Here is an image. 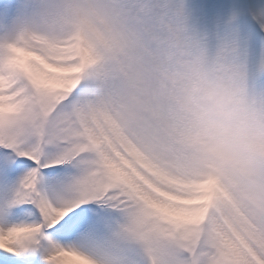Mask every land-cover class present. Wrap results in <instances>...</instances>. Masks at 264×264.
Listing matches in <instances>:
<instances>
[{
  "label": "snow or ice",
  "instance_id": "6c2138e0",
  "mask_svg": "<svg viewBox=\"0 0 264 264\" xmlns=\"http://www.w3.org/2000/svg\"><path fill=\"white\" fill-rule=\"evenodd\" d=\"M193 53L264 99V0H0V264H264V213L179 163Z\"/></svg>",
  "mask_w": 264,
  "mask_h": 264
},
{
  "label": "clouds",
  "instance_id": "9594fccd",
  "mask_svg": "<svg viewBox=\"0 0 264 264\" xmlns=\"http://www.w3.org/2000/svg\"><path fill=\"white\" fill-rule=\"evenodd\" d=\"M200 59L195 53L177 59L168 74L171 87L160 92L164 102L171 101L180 128L179 163L214 173L264 213V99L211 72H198Z\"/></svg>",
  "mask_w": 264,
  "mask_h": 264
},
{
  "label": "rangeland",
  "instance_id": "374dc122",
  "mask_svg": "<svg viewBox=\"0 0 264 264\" xmlns=\"http://www.w3.org/2000/svg\"><path fill=\"white\" fill-rule=\"evenodd\" d=\"M189 3L195 4V3H197V0H189Z\"/></svg>",
  "mask_w": 264,
  "mask_h": 264
}]
</instances>
